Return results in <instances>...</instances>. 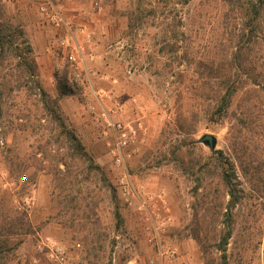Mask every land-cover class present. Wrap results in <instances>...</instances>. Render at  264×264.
<instances>
[{"label": "rangeland", "instance_id": "rangeland-1", "mask_svg": "<svg viewBox=\"0 0 264 264\" xmlns=\"http://www.w3.org/2000/svg\"><path fill=\"white\" fill-rule=\"evenodd\" d=\"M51 1L68 27L54 28L38 11V0H0V20L23 30L46 102L56 101L66 129L92 161L79 160L73 168L61 127L32 84L20 83L18 58L5 60L0 65V255L6 264H58L48 256L46 239L64 250L62 264H205L192 236L199 228L207 232L206 239L200 234L206 255L218 259L220 253L208 245L223 217L216 215L213 229L194 221L195 215L202 224L211 218L203 202L208 190L207 201L220 214L228 200L212 153L197 142L204 133L215 135L216 149L233 162L243 195L232 210L227 262L264 264V100L257 125L241 128L237 122L247 89L236 93L226 117L211 121L212 102L198 95L212 89L200 85L201 75L189 64L231 59L243 28L246 65L253 68L241 73L242 79L248 84L257 77L254 95L260 97L264 12L256 37L244 25L256 0ZM59 79L73 94L59 96ZM102 109L137 129L127 147L124 183V170L110 155L112 137L106 128L103 134ZM179 111L186 113L190 134L179 130ZM189 139L196 145L188 146ZM183 142L192 152L189 168L174 154ZM43 150L63 155L69 167L56 168Z\"/></svg>", "mask_w": 264, "mask_h": 264}, {"label": "trees", "instance_id": "trees-1", "mask_svg": "<svg viewBox=\"0 0 264 264\" xmlns=\"http://www.w3.org/2000/svg\"><path fill=\"white\" fill-rule=\"evenodd\" d=\"M187 1V0H185ZM264 12V0H256L255 2L251 3L250 6V13L247 22H244L249 29L250 35L253 34V37H256V32L258 28V17L259 15ZM130 25V24H129ZM244 29L242 28L241 32L238 33L236 43L234 45L233 52L231 54V59H222L217 62L213 61H204L200 60L197 63L190 62L189 64H194L196 70H198L199 74L201 75L202 82L200 83L201 86L210 87L211 93L210 94H199L198 97L208 98L212 102V110H209L210 113V120H219L227 116L230 105L232 103L233 97L236 95L237 92L243 89H247V102L246 105L243 107V110L239 112L237 117V122L242 126L247 125H257L260 122L261 116V100H264V85L261 88V95L260 97L257 95L255 96V92L259 91L257 87L260 86L257 83V77H252L253 80L248 84L245 83V80L242 78V74L244 72H248L250 68H253V65H246L248 63L247 60V48L245 43V33ZM248 35V33H247ZM17 40H20L17 43ZM251 38L249 39V41ZM32 47L24 38V32L20 27H10L8 23L3 22L0 20V65H3L5 60H10L9 58H18L17 61V70L20 83L23 86H27V83L30 82L32 85L30 86L31 89L38 91L39 98L42 102L43 107L45 108L46 112L50 115L51 120L56 121L59 126L61 127V135L62 141L66 144V148L70 153V160L73 163V168L77 166V162L82 160L83 162H91V156L85 151L83 144L80 142L79 138L70 130L66 129L63 120L61 119L60 115L57 113L56 108L53 106L56 101H52L50 106L46 102V97H48L47 92L44 90L42 85L40 84L39 80L36 78V63L34 59L31 57ZM234 71V73H231ZM242 73V74H241ZM212 86V87H211ZM58 88H59V96H68L73 94V88L71 85H68L64 80L59 79L58 81ZM243 102V103H244ZM260 104V105H259ZM178 121H179V130L184 133L190 134V127L186 121V113L183 111H179L178 113ZM241 128H236L238 133H241ZM189 145H196L195 139H189ZM185 144H178L174 150V154L176 159L180 162L182 166L188 167V162L186 158L192 155V152L188 149H185L183 146ZM242 144V142H239ZM40 148H42L40 146ZM241 149H247L243 144L240 147ZM45 156L53 163H55V167L62 163L69 167V163L67 162L65 157L52 155L47 153V150H43ZM211 159H214L217 168V176H218V184L224 188L225 195L228 196V200L226 201L224 207L222 208L223 213L220 214L218 206L216 204H212L209 198L210 190H208L205 194V198L203 202L206 201L207 207L205 210L207 213L211 215L209 221L205 223H200L198 218L195 215V223L196 225L201 224L204 225L205 228H214L211 224L212 220L216 218V215L219 214L223 217L222 219V227L220 231L214 229L213 231V242L208 245L209 248L215 249L220 253V256L214 258L210 253L208 255L207 251L204 249V243L202 238L200 237L201 233H203V238H207V232H202V228L193 229L192 236L193 238L199 243L201 248L203 249V255L205 259V264H228L227 257H226V246L228 244V240L230 239L232 232H233V221H232V210L240 203L241 199L243 198L242 191L237 189V175L235 173V168L233 162L230 161L228 158H225L218 154L210 155ZM197 164L201 163L200 159L195 160ZM205 164L206 167L207 163ZM201 164V166H202ZM98 168V167H96ZM203 168V167H201ZM59 170V169H58ZM73 171V169H72ZM71 172L63 173L61 176H57L60 180H65L67 177L71 176ZM62 171H60L61 174ZM74 172V171H73ZM76 174V173H75ZM56 177V178H57ZM197 191V188L194 190ZM214 208V210H212ZM23 214L21 213L16 218L21 222ZM1 226V225H0ZM2 227V226H1ZM2 248V247H1ZM1 254V253H0ZM4 257L0 255V264H6Z\"/></svg>", "mask_w": 264, "mask_h": 264}, {"label": "built area", "instance_id": "built-area-1", "mask_svg": "<svg viewBox=\"0 0 264 264\" xmlns=\"http://www.w3.org/2000/svg\"><path fill=\"white\" fill-rule=\"evenodd\" d=\"M37 6L40 14L45 16L54 28L60 29L62 26L68 27L66 21L63 19L62 15L58 12L51 0H38ZM72 60H74V58ZM112 113H114L113 110L108 111L106 109H102L100 117L104 123L103 134L107 135L108 131L112 137V142H107L110 147V155L114 164L117 167H122L124 170V177L121 179V183H124V179L128 178L126 160L130 157L127 147L136 137L137 129L129 123L117 120L114 121ZM43 244L48 249V256H50V258L58 264H62L64 261V250L62 247L49 239H46Z\"/></svg>", "mask_w": 264, "mask_h": 264}, {"label": "water", "instance_id": "water-1", "mask_svg": "<svg viewBox=\"0 0 264 264\" xmlns=\"http://www.w3.org/2000/svg\"><path fill=\"white\" fill-rule=\"evenodd\" d=\"M197 142L202 143L204 146L208 147L212 154L219 155V151L216 149L217 138L215 137V135L211 133H204L200 137H198Z\"/></svg>", "mask_w": 264, "mask_h": 264}]
</instances>
